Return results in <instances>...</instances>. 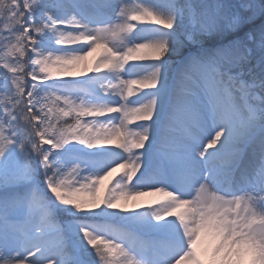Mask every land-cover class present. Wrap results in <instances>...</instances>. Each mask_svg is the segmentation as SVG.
<instances>
[{"label": "snow or ice", "instance_id": "obj_1", "mask_svg": "<svg viewBox=\"0 0 264 264\" xmlns=\"http://www.w3.org/2000/svg\"><path fill=\"white\" fill-rule=\"evenodd\" d=\"M0 264H264V0H0Z\"/></svg>", "mask_w": 264, "mask_h": 264}, {"label": "rangeland", "instance_id": "obj_2", "mask_svg": "<svg viewBox=\"0 0 264 264\" xmlns=\"http://www.w3.org/2000/svg\"><path fill=\"white\" fill-rule=\"evenodd\" d=\"M163 199L164 197H161L158 195H148V196L139 197L136 201H133V203L148 205V204L153 203L156 200H163Z\"/></svg>", "mask_w": 264, "mask_h": 264}, {"label": "bare ground", "instance_id": "obj_3", "mask_svg": "<svg viewBox=\"0 0 264 264\" xmlns=\"http://www.w3.org/2000/svg\"><path fill=\"white\" fill-rule=\"evenodd\" d=\"M89 59H91V58H89ZM120 170H118V172H119ZM145 196H148V195H145Z\"/></svg>", "mask_w": 264, "mask_h": 264}]
</instances>
